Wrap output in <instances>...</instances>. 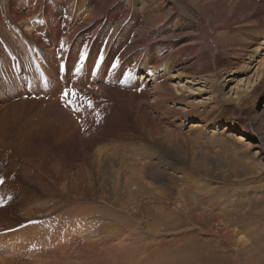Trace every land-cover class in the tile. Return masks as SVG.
I'll use <instances>...</instances> for the list:
<instances>
[{
	"label": "rangeland",
	"instance_id": "rangeland-1",
	"mask_svg": "<svg viewBox=\"0 0 264 264\" xmlns=\"http://www.w3.org/2000/svg\"><path fill=\"white\" fill-rule=\"evenodd\" d=\"M188 3L193 5V9L199 10L198 7H195L196 1H188ZM24 5L23 0H0V18L3 16L7 17L4 22L0 23V39L4 41L3 39L8 38L5 39V41L7 42L6 46L10 50H27L23 59L18 57L22 61H28V66L30 65L28 70H26L27 74L25 76H29L33 68L32 66H38V68L35 67L33 70L37 73H41L42 71L47 72L50 62L57 64L56 68H59L63 61L73 65L75 59L73 61L70 60V51H65L64 47L61 48L60 46L59 48L53 49L57 47L60 42L66 41V39L62 41H53L54 37L52 31L50 30L49 23H47L45 19L43 21H38L39 24L33 26L36 27V31L34 30L33 32L35 36L33 39L28 38L25 34L23 35V26L21 24L15 22L14 25L12 21H9L10 12L8 11L10 8L14 7L21 10ZM149 12L150 14H154L152 11ZM150 14L143 15L142 19H152L154 15ZM177 15L181 20L176 25L175 32L165 33L161 38L174 37V40L177 41V45L179 44L178 46L182 48V46L188 43L190 37L189 30L194 23L184 13H177ZM29 19L30 16L25 17V22H30L28 21ZM69 20L70 17L65 21H61L65 24ZM167 23L166 16L165 19L162 20V24L165 28H167ZM18 28L20 30L16 31ZM178 28H180V30ZM233 29H236L233 23H231L229 27L219 28V33L216 39H214L217 46L219 44L217 41L222 40L225 47H228V49L232 47V52H237L233 58H230V55H232L231 49H229V55L223 51L214 49L211 44L212 35H208L205 31L193 33V35L198 36V39H191L188 50H184L183 53L180 54L185 55L189 60L185 63L181 62L173 65V62H170V65L180 70L184 75L193 78L197 75L198 71L201 70L199 64L201 62L197 60H200L201 54L204 53L208 54V59H211L212 55L216 57L217 62L221 65V70L219 69V72L228 71L234 65H241L240 63L244 60L245 66L243 72H240L241 69L236 68L238 70H235L236 72H234L233 75L227 78L224 77L225 81L222 82L221 80L217 81L216 76L209 71L205 72L204 68H202L203 72L200 73V75L206 73L209 75L210 84L207 85L208 87L202 82V79L198 78L195 82L185 78V76L178 77V75L175 74L172 76L173 78L169 77V75H167L168 77L163 76L164 84H157L160 86L158 89L155 86L152 87V82L148 79L150 75L145 76V74H139V72L142 71L141 69H137L136 72V74H138L137 78L140 77L136 87H133L131 82L123 81L117 84L116 79L119 80V78L111 76L108 78L110 79L111 86L102 88L105 97L101 99L102 103L100 106L95 109L89 108L80 113L78 117H75V122L79 130L72 132L66 140L61 138L60 140L62 143L59 140L55 143V141L52 140L53 138L48 135L50 134L49 130H44L42 132L38 131V135L32 134L36 142H38V146L34 147V151L38 148L35 154H32L31 150L26 145V138L23 136V130L27 127L25 119L28 118L29 111L36 109V106L42 101L41 93H39V95L38 93H33L32 91H34L36 87L28 83L24 84L27 91L23 89L21 93H11L12 96H0V104L4 103V105L0 106V149L2 145L20 146V137L23 136L29 154L27 152L25 153L30 155L28 158H30L33 164L32 167H34L36 176L41 180V183L33 184L31 181V172L27 171L21 175L18 170L11 166H6L1 160L0 173L7 175L12 181H16L17 183H20L22 180L25 185H29L31 189L39 195L40 202H42V206H44L43 210L39 212L40 214L50 211H56V213H58L55 206H50L52 202H57L60 199L59 196L57 197V194H73V199L83 198L82 196H78V191L82 189L80 183L86 179V185L82 184L86 192V196L84 197L86 201L77 204L82 207L81 210L77 211H79L81 215L84 214V216H75L73 213L72 216H66L64 221L70 225V230H72L73 234L82 237V240L85 242L86 237L83 238L82 232L79 231L77 221H85L86 223V216L90 217L88 221L97 220L103 225V229H105V232L103 231L99 234L100 236L94 237L95 240L96 238L99 240L100 237L105 235L109 237L115 236L117 239L113 243L110 258L107 260V262H110L109 264H122L120 258L126 248L131 249L135 254L139 251H144V254H149L147 260L137 259L133 264H264V240H260L264 237V170L261 169L264 165V149L261 148L254 139V134L256 133L255 129H249L247 126L242 127V129L245 130V134L242 135L245 139L243 140L244 143H248V145L256 144L252 146L250 151L251 155L254 153V155L257 156L254 160L241 148L240 150L242 153H240V151L238 153V150L233 147L235 145V142L232 141L233 137H231V140L227 139L230 143H227L226 140L223 141V145H226L225 147L219 146L218 144H210L206 150L197 157L194 164L191 163V154L193 155L195 151L189 149V144L195 141L193 137L198 134L199 130H211V128L214 127L213 122L223 124L226 122L225 118L231 114L233 116H230V119H234L235 122L237 119H244L247 117L251 118L258 127H262L260 122L262 121L261 118H264V66L262 67L263 73L260 76H257L256 72L257 63L263 58L262 54L264 51H261L259 53L260 55L254 57L255 60L252 62H250V58L242 59V48L231 45V41H236L240 45L246 41H240L242 37H236L234 40L229 39L227 34L234 31ZM227 30L230 31L228 32ZM249 33L250 29L242 31L244 37ZM9 34L11 36H8ZM12 34H14V36ZM196 43L197 47L193 48ZM202 45L204 49H201ZM234 48H237V51H235ZM2 53L5 55L7 63L4 67L5 71L0 74V78L12 67L10 62L11 54L5 50H2ZM90 55L93 56L91 52ZM157 57L160 58L159 62L165 61L167 60L168 53ZM15 58L17 59V57H14V59ZM97 59H99V57H96L95 61H91V68L89 69H93L100 73L105 63L101 60L99 66H97ZM84 62L85 63L81 66L88 69L86 59ZM159 62L153 63L160 65ZM149 65L152 64L149 63ZM71 69L74 70L75 68L71 67ZM206 69L208 70V67ZM248 79L252 82L253 87L250 89L252 91H250L247 96L242 97L240 93L248 86ZM29 80L33 81L32 79ZM23 81L24 79L22 82ZM116 84L117 86H112ZM165 84H167L170 90H165L163 88L162 85ZM153 88H156L158 91L156 89H154L156 91H153ZM81 89L83 92H80V94L84 99H86V93L91 96L96 95L94 90L88 89L85 86ZM143 89L148 90L147 92L149 94ZM142 90L145 92L143 93ZM211 90L216 94L217 104L215 106H212L213 104L211 103ZM133 91L137 92L138 95ZM159 93H165V95L167 93L169 97L166 96L164 97L165 99H162L158 95ZM177 94H182V98ZM155 95L157 96L155 97ZM21 96L24 98H21ZM58 96L59 92L57 93V97ZM127 97H129L128 100ZM139 98H141V100ZM150 98L152 100L153 98L155 100L160 98L159 100L157 99V101L160 102L152 104L153 102L151 101V103H149L150 101L148 100ZM22 99L28 101V106L21 107L16 104ZM84 101L87 103L86 100ZM121 101H123L124 105ZM141 101H143V103ZM144 101L148 103H144ZM45 102L46 101H43L39 104L41 109L46 108ZM116 102L118 104H116ZM191 102L198 103L199 105L202 103L201 107H199L198 115L197 113H195L196 116L187 115L183 119L175 117L177 113L181 112V109L186 108L185 105L187 103ZM158 104L160 105L159 108ZM171 104L173 105L171 106ZM202 107L204 111L200 110ZM30 108H32V110H30ZM173 109L175 112H173ZM46 118L51 120L53 118V113L48 114ZM158 122H161L162 125H165L167 128L162 127L164 130L158 128ZM54 128L56 127L54 126ZM216 129L222 130L223 128ZM31 130L35 131V129ZM166 130H169L171 134L168 139L164 140L163 135L167 132ZM157 132H159V134H157ZM241 133L242 132L237 129L231 131V135L236 136V138H240ZM176 134L181 136L180 140L182 141L184 140L183 138H188V136L192 139L189 144L184 145V148L188 152L185 154L183 151H174L173 148L170 151L166 150L167 154L162 157L163 164L165 165L167 162L173 177L169 179L165 176L155 179L154 181L156 183H154V185L158 187L154 190L155 194L145 189L146 194L144 197L138 196L136 198L139 210H142V214H137V216H135L138 222V225H136L131 220L132 217L136 215V212L125 205L127 189L124 187V183L114 185V189L110 191L102 190L101 186H98L100 174L105 170H109V167H113L114 165L120 166L121 163L125 166L127 165L126 167H130L129 158L131 159L132 155L134 157L133 153H140L141 150L156 151L153 154L157 156V154H159L157 153L158 150L172 143L174 135ZM221 139L223 138H219V140ZM163 141L164 143H162ZM23 143L24 140L22 141V145ZM47 147H49V151H47ZM192 147L195 149L203 148L202 145L197 144H193ZM48 152L50 153L46 160L40 162L38 159ZM98 154H101V159H104L102 167L99 166V160L97 161ZM179 154H182V157L174 161L176 165L169 163L173 157ZM204 154H206L205 158H203ZM36 156H38V158ZM155 159L156 158H152L151 160L154 161ZM106 163L109 164V166H106ZM203 163H206L210 169L203 170ZM120 167L121 171L124 173V167ZM122 177L123 174L113 173L111 182L114 183L116 179H123V182H125L126 176L124 178ZM260 178L261 182H256V180ZM88 179H93L92 181H94V184L89 183ZM73 181L77 182L76 186H73ZM63 184L67 187H64ZM182 187H185V189H181ZM75 190L77 193H74ZM177 190H185L183 193V209L181 211L184 215L174 217L176 220L179 219L180 223L177 226H174L175 224L171 225L172 230H164L162 228L163 232H159L161 229L157 231L156 228H154L156 226L152 214L159 211L158 206H164L166 210L169 209L166 213H169L173 208L176 209V207L173 206L176 201L181 199L177 197ZM160 194H165L166 197ZM6 198L7 195L0 201V209L3 206V199L6 200ZM153 198L154 200H152ZM13 200L16 202V205L12 207L7 217L8 220L16 221L19 225L23 226L29 221H20L37 217L36 214L22 216L20 212L24 211V209H28L31 205L24 203L18 205L19 198H14ZM118 203L120 204V208L117 207ZM69 206L64 207L63 210L68 209ZM33 207L36 208L35 206ZM66 213L68 214L70 211L66 210L65 214ZM215 213L218 215L216 216ZM198 216L200 220H197ZM187 217L192 218L193 221L188 220L189 218ZM171 219H173V217ZM121 221H123V224ZM218 222L220 223L218 224ZM32 223L40 224L41 222L39 219H34ZM192 225L198 226L201 229L195 226L192 227ZM118 227L124 228L126 234L130 235L126 242V247H120L123 244V240L116 235L119 231ZM152 232L158 233L159 235L156 236V234ZM3 233L8 235L9 231L4 230ZM237 233H240L239 236L245 237L246 240L244 244H239L236 240L235 237ZM19 241V238L14 240V246L18 244ZM35 250L42 251L41 248H37V246ZM10 264L34 263L28 258L21 256L12 260Z\"/></svg>",
	"mask_w": 264,
	"mask_h": 264
},
{
	"label": "bare ground",
	"instance_id": "bare-ground-1",
	"mask_svg": "<svg viewBox=\"0 0 264 264\" xmlns=\"http://www.w3.org/2000/svg\"><path fill=\"white\" fill-rule=\"evenodd\" d=\"M188 1H196L195 7H198L199 10L193 9V5L188 3ZM23 2L25 4V7L23 6V9L19 10L18 8L16 9L13 7L10 8L9 11L7 10L8 12H10L9 21H12V24L14 25L15 22L21 24L23 26V35L25 34L28 38L33 39L35 38L33 32L34 30L36 31V27L33 26L38 25V21H43L45 19L47 23H49L50 30L52 31L54 37L53 41H62L66 39V41H63L64 49L65 51H70L69 58L71 61L75 59L73 65H70L66 61H63L59 68H56L57 64L50 62L47 72L42 71L41 73H37L33 70L35 67L38 68V66H32L33 68L32 71H30L29 76H25L27 74L26 70H28L30 65L28 66V61H22L20 58H24L27 50H10L6 46L7 42L5 41V39L8 38L3 39L4 41L0 39V74L5 71L4 67L7 63V59L2 53V50H5L6 52H9L11 54L10 62L12 66L0 78V96H12L11 93H21L23 89H26L27 91V88L24 87V84L30 83L31 85H35L36 87V89L32 92L38 93V95L39 93H41L42 95V101H40L39 104L43 101H46L45 109H41L40 105L36 104V109L32 110V108H30V110L32 111H29V116L27 119H25L27 127L23 130V136L26 138V145L29 147L32 154H35L38 150L37 148L34 151V147L38 146V142H36V139L33 137V135L39 134L38 131L42 132L44 130H49L50 134L48 135H50V137L53 138L52 140L57 143L56 141L58 140L61 142V138H63V140H66L72 132L79 130L75 122V117H78L80 113L88 110L89 108L95 109L96 107L100 106V104L102 103L101 99L105 97L102 88L111 86L110 79H108L111 76L119 78V80L116 79L117 84L123 81L131 82V85L133 87H136V84L140 78H137L138 74H136V72L137 69H141L142 71L139 72V74H145V76L150 75L148 79L152 82V87L155 86L158 89L160 87V83L164 84L163 76L166 77L167 75L173 78L172 76L177 74L178 77L185 76V78L191 79L195 82L199 78L202 79V82L207 86L210 84L209 75L207 73L204 75H200V73L203 72L202 68H204L205 72L209 71L214 76H216L217 81L221 80L222 82L225 81L224 77L227 78L228 76L233 75L234 72H236L235 70H238L236 68L241 69L240 72H243L245 66L244 60L240 63L241 65H234L228 71L219 72V69L221 70V65L217 62L216 57L214 55H209L211 56V59H208V54L204 53H202L203 56L201 54L200 60H197L201 62L199 63L201 66V70L198 71L197 75L193 78H190L189 76L184 75L180 70L171 67L170 62H173V65L181 62L185 63L187 60H189L185 55L180 54L183 53L184 50H188L191 39H198V36L193 35V33L206 31L208 35H212L211 44L213 48L223 51L227 55H229V49H231L232 55H230V58H233L237 54V52H232V47L229 49L228 47H225L224 43H222V40H216L219 43L217 46L214 41L219 33V28L229 27L230 24L233 23L236 29H233L234 31L231 30L232 32L228 33L227 36L229 39L233 40L236 39V37H242L240 41H246L241 45L236 41H231V45L242 48V59L250 58V62H252L253 60H255L254 57L260 55L259 53L261 51H264V0H23ZM149 11L154 12V14L151 13L154 15V17L152 19H148V17V20H143L142 16L148 13L150 14ZM177 13H184L194 23L192 28L189 30L190 37L188 39V43L187 45L182 46V48L178 46L179 44L177 45V41L174 40V37L161 38V36L165 33L175 32L176 25L181 20L178 18ZM27 16H30V19L28 21H30L31 24L30 22H25V17ZM166 16L168 21V23L166 24L167 28H165L162 24V20L165 19ZM68 17H70V20L63 24L62 21H65ZM6 18L7 17L4 16L0 18V23L4 22ZM178 29L180 30V28ZM247 29H250V33L247 34L246 37H244L242 35V31H247ZM17 30L20 29L18 28L16 29V31ZM12 35L14 36V34ZM8 36L11 35L9 34ZM60 43L53 49L59 48ZM195 47H197V43L193 48ZM201 49H204L203 45L201 46ZM234 50L237 51V48H234ZM81 51L85 53L86 65H88V69L81 66L85 63V59L83 61L79 59L78 53ZM90 52L93 54V56L90 55ZM165 53H168L167 60H161L162 62H159L160 58L157 56L163 55ZM101 55L103 56L102 60L105 63L102 71L98 73L93 69H89L91 68V61H95V58H100ZM13 56L17 57V59H14ZM262 57L263 58H261L257 63V76H260L264 71L262 69V67L264 66V53L262 54ZM117 61V67L112 68V64ZM153 62H159L160 65L154 64ZM149 63H151L152 65H149ZM71 67H74L75 69L72 70ZM207 67L208 70L206 69ZM77 69H79V71H77ZM97 78L100 80H98ZM23 79L24 81L22 82ZM29 79H32L33 81H30ZM117 84L112 86L115 87L117 86ZM247 84L248 86L240 93L242 97L247 96L248 93L252 91L250 89L253 86L252 82L249 81V79L247 81ZM83 86L88 89L94 90L96 95L91 96L86 93V99H84L80 94V92H83V90L81 89ZM162 86L165 90H170V88L168 89L167 84ZM65 87L75 89L77 95L73 97L71 94H69L66 100H61L59 96L61 91H63ZM156 88H153V91H156ZM147 91L148 90H146V92ZM58 92L59 96L57 97ZM144 92L145 91H143V93ZM210 92L212 95V106H215L217 104L216 94L212 90ZM136 93L137 92H135V94ZM158 95L162 99L168 96L167 93L166 95L165 93H159ZM177 95L182 98V94ZM156 96L157 95H155V97ZM21 98L24 97L21 96ZM128 98L129 97H127V100ZM154 98L153 100L150 98L148 100L150 101L149 103H151V101L153 102L152 104L160 102L157 101L158 98L156 100ZM139 99L141 100V98ZM84 100H86L87 103H85ZM88 101H91V106L88 105ZM121 102L123 103V101ZM141 102L143 103V101ZM144 103L148 102L144 101ZM16 104L21 107H25L28 106V101L22 99ZM116 104L118 103L116 102ZM159 104L158 108L160 106ZM2 105H4V103L0 104V106ZM172 105L173 104H171V106ZM201 105L202 103L200 105L193 102L187 103L185 105L186 108L181 109V112L177 113L175 117L183 119L187 115L196 116L195 113H197L198 115L199 107H201ZM174 109L173 112H175ZM200 110L204 111V108L202 107ZM50 113H53V118L51 120L46 118ZM230 116L233 115H228L225 118L226 122H224L223 124L212 121L214 127L211 128V130H199V132L197 131L198 134L193 137V139H195L194 142L189 136L188 138H183L184 140L182 141L180 140L181 136H178L176 134L174 135V140L172 143L165 145V147H161V145L159 144L161 149L158 150L157 153L159 154H157V156L153 154L156 151L149 150H141L140 153H133L134 157L132 155L131 159L129 158L130 167H126L127 165L125 166L123 163L120 164V166L124 167V173L121 171V167L118 165L109 167V170H105L100 174L98 186H101L102 190L110 191L114 189V185L118 183H124V187L127 189V198L125 201V205L136 212V215H134L131 220L136 225H138L135 216H137V214H142V210H139L136 198L138 196L144 197V195L146 194L145 189L149 190L150 192H154V190L158 188L154 185V183H156L154 181L155 179H159L165 176H167L169 179L173 177L172 173L170 172L171 169L169 168L167 162L165 165L163 164L162 157L167 154L166 150L170 151L173 148L174 151L179 150L180 152L183 151L186 154L188 151L184 148V145H187L192 141L189 144V149L195 151L193 152V155L191 154V163L194 164L197 157L201 155L210 144H218L219 146L225 147L226 145H223V141L226 140L227 143H230L228 142V140H231V137H233L232 141L235 142V145L232 143L231 144L234 145L233 147L236 150H238V153L239 151L240 153H242L240 150L241 148L249 154L250 158L254 160L257 156L254 155V153L253 155H251L250 151L252 146H255L256 144L248 145V143H244L243 140L245 139L242 136L245 134V130L242 129V127L244 126H247L252 130L255 129L256 133L254 134V139L256 140V143H258L261 148L264 149L263 117L261 118L262 121L260 122L262 127H258L255 122L251 120V118L245 117L244 119H237V121L235 122L234 119H230ZM54 126L56 128H54ZM162 127L167 128L165 125H162L161 122H158V128L161 129ZM30 128L35 129V131H32ZM163 128L162 130H164ZM216 128L223 129L219 130ZM234 129L242 132L240 138H236V136L231 135V131H234ZM166 131L167 132H165V134L163 135L164 140L168 139L171 134L169 130ZM157 134H159V132H157ZM23 136L20 137V146L2 145V148L0 149V160L3 161L6 166H11L14 169L18 170L21 175H23L27 171L31 172L32 183L40 184L41 180L37 178L35 169L34 167H32L33 164L30 158H28V156L30 157V155H27L25 153L28 151V148L25 146V138ZM219 138L223 139L219 140ZM23 140L24 143L22 145ZM165 142L168 143L167 141ZM162 143H164V141ZM193 144L202 145L203 148L195 149L192 147ZM47 151H49V147H47ZM49 153L50 152L44 154V156L39 158L38 160L40 162H43L44 160H46ZM101 156V154H98L97 157V161L99 160L101 162L100 163L98 161L100 167H102L104 163V159H101ZM36 157L38 158V156ZM181 157L182 154H179L178 156L173 157V159L169 163H173L174 165H176L174 161L179 160ZM205 157L206 154H204L203 158ZM152 158L156 159L152 161ZM106 166H109V164L106 163ZM202 168L203 170L210 169L206 163L202 164ZM261 169L264 170V165ZM113 173L123 174L122 178L126 176L125 182H123V179H116L115 182L112 183L111 177L113 176ZM92 180L93 179H90L89 183L94 184V181ZM256 182H261V178L257 179ZM85 183L86 179L80 183L82 189L78 191V196H82L83 198H74V200L73 194H57V197L59 196L60 199L57 202H52L50 206H55L58 213H56V211H50L40 214L39 212L43 210L44 206H42L43 203L40 202L39 195L34 192L29 185H25L22 180L20 181V183H17L16 181H12L9 177H7V175L0 173V201L5 195H7L6 200H4L5 198L3 199V206L0 209V264H10L12 260L21 256L28 258L34 264H109L110 262H107V260L110 258L113 243L117 239L115 236L109 237L105 235L100 237L99 240H97L98 238H96L95 240L94 237L100 236L99 234L103 231L105 232V229H103V225H101L97 220L88 221V218L90 217L86 216V223L85 221H77L79 231L82 232L81 234L83 235V238L86 237L85 242L82 240V237L73 234L72 230H70V225L67 224L66 221H64L66 216H72L73 213L75 216H84V214L81 215L79 211H77L81 210L82 208L80 207L81 205L77 204H81L83 203V201H86V199L84 198L86 196V192L84 190V186L82 185ZM76 185L77 182L73 181V186ZM63 186L67 187L64 184ZM181 189H185V187H182ZM184 191L177 190V197L178 199H181L175 202V205L173 207H176V209L173 208V210H171L169 213H166V211L169 209L166 210L164 206H158L159 211L152 214L154 218V224L156 226L154 228H156L157 231L161 229L159 231L161 232L162 228L164 230H172L171 225L175 224L174 226H177L180 223V220H176L174 219V217L184 215L181 212L183 209ZM74 193H77V191L75 190ZM160 195L166 197L165 194ZM14 198H19L18 205L21 203L31 205L28 209H24V211L20 212L22 216H30L32 214H36L37 217L20 221H29L23 226L19 225V223L16 221L8 220L7 217L11 212L12 207L16 205V202L13 200ZM152 200H154V198ZM117 205V207L120 208V204L118 203ZM33 206H35L36 208H34ZM66 206H69L68 209L63 210V208ZM66 210L70 211V213L65 214ZM170 215H174L172 216L173 219H171L172 217ZM199 216L197 217V220H200ZM34 219H39L41 223L33 224L32 220ZM188 220L193 221L192 218H189ZM121 222L123 224V221ZM219 223L220 222H218V224ZM193 226L195 225H192V227ZM195 227L200 228L198 226ZM4 230L9 231V234H4ZM118 230L119 231L116 235L118 238H122L123 240V244L120 247H126V242L130 235L126 234L124 228L118 227ZM153 234L156 233L154 232ZM239 234L240 233H237L235 238L239 242V244H244L246 239L245 237L239 236ZM157 235L159 234L157 233L156 236ZM18 238L20 241L14 246L13 242ZM260 240H264V237H262V239ZM36 246L37 248H41L42 251H36ZM148 258L149 254H144V251H139L137 254H135L131 249L126 248L120 259L122 264H133L137 261V259L147 260Z\"/></svg>",
	"mask_w": 264,
	"mask_h": 264
},
{
	"label": "snow or ice",
	"instance_id": "snow-or-ice-1",
	"mask_svg": "<svg viewBox=\"0 0 264 264\" xmlns=\"http://www.w3.org/2000/svg\"><path fill=\"white\" fill-rule=\"evenodd\" d=\"M60 47H61V48L64 47L63 42L60 43ZM79 59H80L81 61H83V60L85 59V53L81 52V53L79 54ZM102 59H103V56L101 55L100 58L96 60V65H97V66H99V64H100V62H101ZM117 63H118V61H117V62H114V63L112 64V68H116V67H117ZM77 71H79V69H77ZM69 94H71L73 97H75V96L77 95L75 89H70V88L65 87V88L63 89V91H61L59 98H60L61 100H66L67 97L69 96ZM88 105L91 106V101H88Z\"/></svg>",
	"mask_w": 264,
	"mask_h": 264
}]
</instances>
